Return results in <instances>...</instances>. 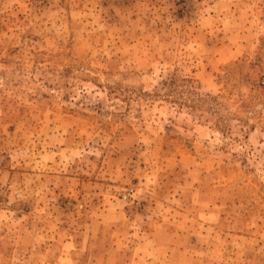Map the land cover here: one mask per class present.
I'll return each mask as SVG.
<instances>
[{
	"label": "rangeland",
	"instance_id": "1",
	"mask_svg": "<svg viewBox=\"0 0 264 264\" xmlns=\"http://www.w3.org/2000/svg\"><path fill=\"white\" fill-rule=\"evenodd\" d=\"M0 264H264V0H0Z\"/></svg>",
	"mask_w": 264,
	"mask_h": 264
}]
</instances>
